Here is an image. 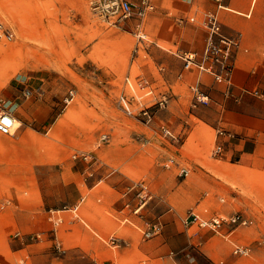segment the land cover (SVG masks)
<instances>
[{"label": "rangeland", "instance_id": "374dc122", "mask_svg": "<svg viewBox=\"0 0 264 264\" xmlns=\"http://www.w3.org/2000/svg\"><path fill=\"white\" fill-rule=\"evenodd\" d=\"M200 1L201 9H217L213 0ZM223 5L219 9L223 30L238 36L241 43L232 84L217 82L206 72L202 74L209 80L195 76L192 81L199 77L200 90L208 96L198 102L192 89L195 81L179 77L183 69L172 87L162 74L170 58L181 60L177 52L185 47L201 53L205 32L200 21L189 18L190 13L148 18L146 28L142 25L147 35L140 39L136 18L123 25L111 23L92 0H0V23L13 32L12 40L0 43V94L13 113L15 107L25 115L29 110L28 136H23L22 129L0 132V218L11 220L27 204H33L37 213L32 226L11 221L4 231L7 242L24 247L18 253L8 249L12 259L6 264H45L47 256L71 255L72 248L80 245L90 250L93 238L98 264H154L142 255L140 245L164 230V219L155 215L160 207L151 205L157 199L158 203L166 201L152 178L160 168L163 176L182 181L181 191L170 198L168 206L179 229L203 247L205 256L196 252L200 264L208 260L264 264V196L254 193V164L243 165L239 155L225 159L230 141L254 137V130L238 133L230 125L251 120L254 90L264 93L257 84L258 78L264 83V41L253 45L254 66L242 67L253 55L252 45L245 41L244 26L230 22L227 15L246 18L244 14H251L248 19L254 17V27L264 32V0L244 10L230 5L242 13ZM250 71H254V81L240 83L239 76L249 79ZM128 74L151 78L157 92L168 98L166 106L152 107L156 116L149 125L122 109L123 97H130L124 82ZM27 89L33 91L29 96L24 94ZM210 89L223 93L225 101L216 104ZM70 91L75 96L67 103ZM169 107L185 110L189 114L185 122L192 123V128L185 130L167 120L164 112ZM163 127L172 130L176 139L164 135ZM83 154L94 158L85 160ZM170 158L176 164L168 168ZM183 167L190 170L187 176L180 174ZM121 176L149 183L153 197L141 214L133 211L138 198L123 194L128 187L120 191L114 186L122 181ZM64 181L67 187L63 189ZM75 185L82 189L81 195ZM76 198L79 202H73ZM120 202L124 212L114 208ZM192 209L224 217L240 212L251 223L225 228V235H219L198 224H186ZM155 223L161 224V231L146 238L144 231ZM237 245L248 252L234 253ZM123 251H129L125 261L118 259Z\"/></svg>", "mask_w": 264, "mask_h": 264}, {"label": "crops", "instance_id": "0c3cea01", "mask_svg": "<svg viewBox=\"0 0 264 264\" xmlns=\"http://www.w3.org/2000/svg\"><path fill=\"white\" fill-rule=\"evenodd\" d=\"M138 1V0H133ZM258 0H222V3L228 4L229 8L233 11H238L242 13L241 11L231 8L230 5L234 4L237 7H240V9H248L249 4L256 3ZM155 4V11L151 12L144 20L143 25L146 28V24L148 22V18L157 17L159 14H166V16H176V14H189V18H195V20H198V22L203 17V14L207 10H213L216 8H204L201 9L203 6H200L202 2L200 0H191L192 3H188L185 0H153ZM215 3V2H214ZM194 7H196L194 9ZM203 10V11H201ZM201 11V12H199ZM249 17L241 18L239 16L228 14L227 18L232 23L241 24L244 26V29H246V43L248 45H252L251 50H253V55H251L248 60L242 63V67H251L254 66V43L257 44H263L262 41H264L262 28L260 27H254V17L252 20H249L248 18H251V14H244ZM186 19L190 20L187 16H185ZM143 27V28H144ZM204 44L201 45V53L204 50L205 46V40H206V31L204 30ZM249 50V49H248ZM185 51L187 52H193L197 55H200L201 53H198V51L191 50V48H186ZM168 60V59H167ZM167 67V71L163 72V77L165 82L170 85L171 87L173 84H175L180 78H178V74L183 69V62L181 60H176L173 58L169 59V64L165 65ZM243 71V70H242ZM240 72V71H239ZM251 72V71H250ZM196 69H192L189 71H183V80L190 82L195 78L197 75ZM251 77L249 79H244L242 76H239V82L245 85H250L254 81V71L250 73ZM203 76V79L209 80V77L200 74V77ZM235 74V78H236ZM238 77V76H237ZM259 76H257L258 78ZM256 78V79H257ZM261 78H258L257 84L260 85V87L264 88V83L260 81ZM195 81V80H194ZM192 81V83L194 82ZM255 83V82H254ZM257 89V88H256ZM259 89V88H258ZM210 96L212 99L220 104V102L225 101V95L223 93L214 92L211 89L208 90ZM17 99V98H15ZM174 100H179V97H175ZM17 101V100H16ZM20 103H18L19 106ZM228 111H231L232 109L230 107H227ZM14 114L17 118L21 119L23 121V125L20 127L19 130L22 129L23 136H28L29 129L27 126L28 123V114L29 110H27L26 115L23 113H20L18 111V107H15ZM165 117H167V120H173V125L179 126L182 125L185 130L192 128V123L188 124L189 122V114L186 113L185 110L179 109V107H169L168 110L164 112ZM251 120L246 121L247 123H244L242 119L240 123H235L234 125H230V128L235 130L238 133H241L242 131L248 132L251 130H254V137L248 138V137H240L235 138L232 141H230L227 144L228 151L227 156L233 157L234 155H239V160L242 162L243 165L252 166L254 164V193L257 195H263L264 196V98L258 97L257 95L254 96V113L251 115ZM247 120V119H245ZM187 121V122H185ZM251 122V124H249ZM26 124V127L24 126ZM28 145V143L26 144ZM153 182L158 184L159 187V194L163 197H165V202H156L157 200H154V202L151 205H158L160 207V210L158 211V219H164V230L163 233L154 236L151 239H146L143 241L144 246L142 244L140 247H142V255H144L145 258L150 259L154 264H200V262L197 260L198 256H196V252L203 253V247L196 245V240L194 238H191L188 234L183 232L179 229L178 223L175 218H173L170 210H169V201L170 198L177 195L181 190L179 189V184L182 183L181 180H179L178 177L173 176H163V170L160 168L156 172H154ZM122 179L121 182L114 184L116 189L122 190L124 187H128L131 185L134 181L129 176H121ZM96 182V181H95ZM94 182V183H95ZM113 183V182H112ZM60 187L66 188L67 182L64 181ZM75 187L78 189L79 194H82V189L80 186L75 185ZM126 187V188H127ZM79 200V199H78ZM77 198L73 200V202L78 201ZM79 202V201H78ZM134 206V205H133ZM152 207V206H151ZM114 208L117 211L124 212L126 208L123 204L118 203V205H115ZM200 212L201 214L205 216H212V213H205L202 210H195ZM37 213L35 212V207L33 204H27L26 210L19 211L17 210V213L12 219L8 218H0V264H6L7 262H11L12 257L9 259L8 255V249L12 251V253H18L20 252L24 247H15L13 243L7 242L5 240V237L3 236L4 231H7L9 229L10 222H14L15 225H20L22 227H30L34 224V221L36 219ZM155 217V216H154ZM153 217V218H154ZM157 219V220H158ZM40 220V219H39ZM42 221H44L42 219ZM40 220V222H42ZM156 221V220H155ZM37 223H40L36 221ZM95 225H98L97 223ZM136 233V232H135ZM138 234V233H137ZM137 238L138 236H134ZM133 240V239H132ZM125 241L128 242V245H130V241L125 238ZM134 241V240H133ZM96 239H91L92 248L90 250H87L83 246H77L75 248H72L71 255H65L64 257H49L45 256L47 260L45 261V264H98L99 263V252L95 248ZM123 246H125L123 244ZM120 256L118 259H121V261H125L127 258H129V251L128 252H120ZM205 256V254H204ZM74 260V261H73ZM196 262V263H195ZM208 264H215L213 261L208 260ZM113 264V262L109 263Z\"/></svg>", "mask_w": 264, "mask_h": 264}, {"label": "built area", "instance_id": "2783aa9c", "mask_svg": "<svg viewBox=\"0 0 264 264\" xmlns=\"http://www.w3.org/2000/svg\"><path fill=\"white\" fill-rule=\"evenodd\" d=\"M191 1V0H187ZM94 8L100 10L101 14L111 23L123 25L127 20L136 18L138 23L136 28L137 34L140 39H145L146 33L143 30V22L145 18L153 11H155V4L153 0H92ZM217 5V9L207 10L200 20L202 28L206 31V40L204 50L200 55L193 52L178 51L177 56L183 62V71H189L197 69L199 75L203 72L210 74L217 82L232 84L233 74L236 65L235 55L240 48V38L238 36H231L224 32L223 24L220 18L219 9L225 7L222 0H213ZM13 38V32L4 27L0 23V43L4 40L10 41ZM183 71L179 74V77H183ZM125 86L130 91V97H123L122 109L128 116L137 117L140 116L145 125H149L153 122L156 114L153 110V106L158 108L166 106L168 98L165 93L157 92L156 86L151 78L145 75H136L132 77L130 74L124 78ZM200 79L195 81L192 85V89L196 95L198 102H205L208 96L200 90ZM33 93L32 90L27 89L24 94L29 96ZM254 94L264 98V93L258 89L254 90ZM74 91H70L68 97L65 99L67 103H70L74 99ZM6 99L0 94V132L3 134H11L14 128L15 114L5 106ZM138 109V112L136 110ZM156 110V109H155ZM164 135L170 136L176 139V135L172 130L168 128H161ZM220 133L224 131L220 130ZM232 136V133H228ZM76 157V155H74ZM81 157L85 160H92V155L83 154ZM176 161L170 158L166 163L168 168H171ZM190 170L186 167L181 168L180 174L187 176ZM125 196L134 194V197L138 198V204L134 208V213L141 214L142 208L152 199L153 193L151 191L149 183L145 179H140L133 182L128 186L127 190L123 193ZM126 205L129 207V203ZM60 218V217H59ZM58 220V222H60ZM55 222L57 226L59 223ZM58 223V224H57ZM186 224L195 223L202 228H207L219 235H225V228H238L241 225H250L251 220L247 218L243 213L237 212L230 217H224L220 215L205 216L198 211L190 210L185 218ZM161 224L155 223L150 225L149 229L144 231L146 238L152 237L161 231ZM57 227H55V230ZM18 234V233H16ZM230 234V233H228ZM41 237V234H37ZM116 239H112L115 242ZM248 249L237 245L234 249V253L244 254Z\"/></svg>", "mask_w": 264, "mask_h": 264}, {"label": "bare ground", "instance_id": "6f19581e", "mask_svg": "<svg viewBox=\"0 0 264 264\" xmlns=\"http://www.w3.org/2000/svg\"><path fill=\"white\" fill-rule=\"evenodd\" d=\"M22 125H23V121L15 116L14 128H13L12 132H15L16 130H19Z\"/></svg>", "mask_w": 264, "mask_h": 264}]
</instances>
